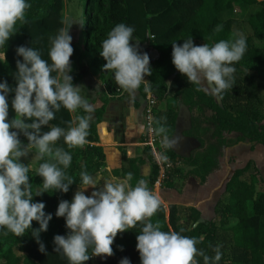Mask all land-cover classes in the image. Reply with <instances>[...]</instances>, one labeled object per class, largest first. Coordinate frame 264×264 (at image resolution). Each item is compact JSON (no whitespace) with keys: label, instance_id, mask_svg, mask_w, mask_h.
<instances>
[{"label":"trees","instance_id":"trees-1","mask_svg":"<svg viewBox=\"0 0 264 264\" xmlns=\"http://www.w3.org/2000/svg\"><path fill=\"white\" fill-rule=\"evenodd\" d=\"M86 23L85 51L93 55V63L101 67L106 61L100 56L101 42L117 23L134 27V37L139 41L141 51H150L152 74L145 76L148 90L155 95L159 110L156 120L164 118L171 137L176 132L177 111L181 105L188 107L191 115L189 135L199 143L196 154L188 160V166L194 169L196 177L202 182L220 170L225 152L243 145L264 146V69L255 68V64L264 59V1L260 0H80ZM31 7L26 10V23L17 25V32L0 46V80L7 81L15 87L16 56L15 49L20 46H31L39 50L41 58L48 60L51 46L50 37L59 29L67 28L64 23V0H28ZM235 4L241 9L256 8L243 21L232 17ZM224 14L228 17L224 18ZM222 25L219 32H214L216 25ZM244 24L249 25L252 34H245ZM242 32L247 40V51L240 61L235 63V85L214 95L205 91L204 84L197 91L196 85L190 84L186 77L175 69L171 62V43L181 44L190 35L194 44L209 45L221 39H228L234 32ZM153 37V38H151ZM5 56V59H4ZM50 62V61H49ZM98 65V64H97ZM111 73V75H109ZM56 75V73H53ZM73 84L82 78L80 74L70 73ZM109 76V77H108ZM106 78L108 91L119 88L112 72L102 68V79ZM145 92L144 85L139 87ZM9 93V100L13 96ZM81 114L85 113L80 108ZM102 111V109H101ZM18 118L9 106L8 119ZM51 125L67 128L74 123L71 113L61 107L55 113ZM99 120L90 122L86 141L97 144V126ZM156 126V125H155ZM48 127L42 128L47 131ZM22 134L19 139L26 144ZM56 146L64 148L72 155V162L66 170L75 180L67 193L59 191L42 193L33 196V201L45 204V213H52L47 230L40 233L46 253L38 251V244L30 231L16 237L12 233L3 235L0 230V264H69L59 252H54L53 236L64 235L67 231L63 217H56L58 202L62 199L71 201L73 192L79 188V172L82 168L94 175L106 167V155L102 147L83 145L68 148L61 137ZM169 151V149H168ZM171 157H175L169 151ZM44 159H48L45 157ZM176 162V160L173 158ZM43 160L40 161L42 163ZM39 163V164H40ZM148 164L151 175L147 179L151 185L159 171L152 155L147 160L128 161V167L113 172L114 177L124 178L127 173L132 177L143 179L141 166ZM39 166V165H38ZM183 175L174 169L166 183L173 181L175 175ZM29 182L33 194L42 185V178L30 170ZM169 215L163 205L149 218L153 223L159 222L161 229L171 228L182 235L196 237V245L205 255H214L213 249L220 245L222 253L218 264H264V178L252 160L245 166L235 169L228 178L224 191L216 204V214L220 224L206 222L201 213L194 207L185 208L170 204ZM32 228L39 225L31 222ZM138 222L133 228L118 232L114 238L113 255L108 257L94 256L83 264H118L121 258L127 257L131 264H140L136 249V235L141 228ZM122 246V251L120 250ZM198 264H203L202 257H194Z\"/></svg>","mask_w":264,"mask_h":264},{"label":"clouds","instance_id":"clouds-1","mask_svg":"<svg viewBox=\"0 0 264 264\" xmlns=\"http://www.w3.org/2000/svg\"><path fill=\"white\" fill-rule=\"evenodd\" d=\"M30 7L28 0H0V46L17 32L18 24L26 23L25 14ZM65 23L71 26L76 22L66 20ZM78 23L83 25V22ZM70 26L50 37L47 61L41 58L39 50L18 46L15 53L22 60H16L15 87L0 80V230L3 235L10 232L16 237L30 231L38 251L45 254V245L39 236L47 230L53 214L45 213V204L33 201V196L49 189L61 193L69 191L75 181L66 172L72 155L56 146V141L62 137L68 148L83 146L89 134V114L93 111L88 98L81 94V86L74 85L69 74L72 71L69 58L73 53ZM222 27L216 25L214 32ZM133 33V26L117 23L101 42L99 51L106 61L102 68L111 71L116 85L132 95L146 81L144 77L152 74L150 57L141 51ZM171 47L172 64L190 84L197 86V91L202 90L203 82V90L221 95L235 85L234 65L245 55L247 40L237 31L228 39L211 45H196L190 35L181 44L172 42ZM145 91H148L147 84ZM9 93L14 94L11 100ZM9 106L18 118L8 119ZM61 107L69 112L81 108L85 115L77 116L67 130L51 125L49 122ZM163 120V117L155 120L156 126L151 131L161 138V148L167 150L174 148L179 138L168 135ZM45 126L48 130L42 131ZM21 134L26 144L19 139ZM33 150L35 154L31 160H43L35 169L36 175L42 178V187L35 194L29 182L30 168L20 159ZM159 159L164 161L168 157L161 152ZM131 179V173L124 178H103L82 168L79 190L71 201L58 202L55 216L63 217L67 231L64 235L53 236L54 252L61 253L69 264H83L94 256H112L111 245L117 233L141 222L136 235L140 264H198L194 257H202L203 264H218L222 255L220 245H216L214 255L209 257L196 247L200 243L198 238L182 235L171 228L164 231L159 222H151L149 218L160 208L161 199L144 179H139L134 186L130 184ZM101 180L103 184L98 187ZM88 188L93 191L85 195ZM32 221L39 227L32 228ZM118 264H131V261L124 257Z\"/></svg>","mask_w":264,"mask_h":264},{"label":"rangeland","instance_id":"rangeland-1","mask_svg":"<svg viewBox=\"0 0 264 264\" xmlns=\"http://www.w3.org/2000/svg\"><path fill=\"white\" fill-rule=\"evenodd\" d=\"M83 10L84 9L80 0H64V23L66 20L76 22L73 23L71 26L65 23L68 25V27L70 26L69 34L72 37L71 46L73 48V53L69 58L72 68L71 72L74 73L75 71V73L80 74L82 78L78 83H75V85L82 84L84 78L88 75H91L95 78L94 89L97 91H101L102 85H106L107 81L106 78L102 79L101 65H99L98 62L93 63V55L87 54L85 51L86 49L84 46L86 39V23L84 20L85 16L83 15ZM255 10L256 8H253L251 11L247 8L241 9L237 4H235L232 17L237 18L239 22H244V19L248 17L250 12H253ZM223 17L227 18L228 15L224 14ZM78 22H83V25ZM244 32L245 34H252V30L249 25L244 24ZM255 68L264 69V59L257 62L255 64ZM109 75H111V73ZM145 84H147V80L145 81ZM122 91L124 90L122 89ZM119 93L120 92L116 93L112 90L110 92L113 97L119 96ZM160 109H163V106L161 104H158L157 100V105L155 109L156 117ZM90 116V122H92L95 119V116L92 114V112L90 113ZM76 117L77 116H75V118ZM159 139L161 138L159 137ZM139 149L142 154H146L148 158L152 154L151 149L149 147H146L145 145L141 146ZM157 150L158 155L161 152H164L168 159L164 161L160 160L161 167H159V171L153 185H151L150 182L147 180L149 177L143 179L147 182V186L149 187V189L158 194V196L160 197L161 205H163L166 212V217H168L169 215L168 206L170 204L182 206L185 208H191L192 206H196L201 209V212H199L202 214V219L204 221L214 222L219 225L220 218L216 214L215 204H217V202L219 201L222 192L224 191L225 184L232 172L239 167L245 166L249 160H252L253 162H255L260 171L261 176L264 178V146L243 145L236 149L226 150L225 159L221 161L220 170L210 176L208 180L204 182H202L201 179L196 177V175L194 174L195 171L192 167L188 166V164L186 165L185 163L179 161L177 157H171L169 155L168 149L164 150L161 148V145H159L157 147ZM34 151L35 150L31 151L27 157L20 158L22 163H24L25 165L28 164L30 170H35L41 161L31 160L35 154ZM173 158L176 160V162L173 160ZM153 161H155L154 157ZM125 167H128V162H123L122 169ZM122 169H120V171ZM174 169H179L181 172H183V175L177 174L174 176L172 182L166 183L169 180L170 174ZM138 180L139 179H137L136 177H132L130 184L134 186ZM88 190H90L91 192L93 191L92 188H88Z\"/></svg>","mask_w":264,"mask_h":264},{"label":"crops","instance_id":"crops-1","mask_svg":"<svg viewBox=\"0 0 264 264\" xmlns=\"http://www.w3.org/2000/svg\"><path fill=\"white\" fill-rule=\"evenodd\" d=\"M149 57L150 51L146 50ZM95 78L91 75L84 78L81 86V94L88 98L92 106L94 120H99L97 126V135L99 142L97 144L86 142L84 145H96L102 147L106 155V167L94 174L103 178L114 177L115 170L122 169L123 162L131 160H147L148 156L142 154L140 147L145 144L144 128V108L148 92H142L140 88L135 94H129L126 91L120 92L113 97L106 85H102L101 91L94 89ZM145 87V82H142ZM120 89H116V93ZM102 109V111H101ZM75 122V116H82L80 108L70 112ZM90 115V114H89ZM93 120V121H94ZM92 121V122H93ZM192 115L188 107L181 105L177 111V126L173 136L178 137V143L169 151L178 158L179 161L187 165V160L199 149V143L192 138L189 133L191 130ZM141 126H143L141 128ZM145 164L143 166H147ZM141 166V168L143 167ZM140 168V171H141ZM141 175V174H140ZM142 177V176H141ZM143 178V177H142ZM103 180L99 182L102 186ZM77 188L76 191H78ZM91 191L86 189L85 195H90ZM71 197V199H72ZM194 207V206H192ZM216 207V204H215ZM201 212L199 207H194ZM201 218L202 214H201ZM203 220V219H202ZM204 221V220H203ZM207 222V221H206Z\"/></svg>","mask_w":264,"mask_h":264},{"label":"built area","instance_id":"built-area-1","mask_svg":"<svg viewBox=\"0 0 264 264\" xmlns=\"http://www.w3.org/2000/svg\"><path fill=\"white\" fill-rule=\"evenodd\" d=\"M153 38V37H151ZM122 90H118L121 92ZM146 103L144 108V128H145V146L151 149L153 157L155 158L156 164L161 167L160 159L158 155L157 147L160 145V139L154 132L151 131L155 127L154 121L156 120V105L157 98L149 90L147 91Z\"/></svg>","mask_w":264,"mask_h":264},{"label":"water","instance_id":"water-1","mask_svg":"<svg viewBox=\"0 0 264 264\" xmlns=\"http://www.w3.org/2000/svg\"><path fill=\"white\" fill-rule=\"evenodd\" d=\"M140 174L143 178H148L151 174L150 166H143L141 168Z\"/></svg>","mask_w":264,"mask_h":264}]
</instances>
